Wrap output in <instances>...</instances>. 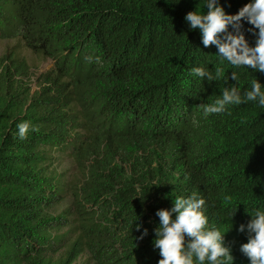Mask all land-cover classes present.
Listing matches in <instances>:
<instances>
[{"label": "trees", "instance_id": "trees-1", "mask_svg": "<svg viewBox=\"0 0 264 264\" xmlns=\"http://www.w3.org/2000/svg\"><path fill=\"white\" fill-rule=\"evenodd\" d=\"M204 3L0 0V40H19L53 64L46 86L31 94L19 86L26 64L14 55L0 60V264H73L83 253L93 264H158L155 213L192 193L205 200L207 227L224 234L231 264H249L240 251L247 232L237 229L264 210V107L249 101L205 117L199 105L225 86L243 95L251 80L264 84V73L232 66L215 46H203L184 16L205 12ZM220 3L235 14L249 0ZM250 28L242 21L254 46ZM194 67L223 74L209 83ZM24 121L38 131L21 140L16 126ZM149 149L162 156L159 169L127 180L111 168L107 178L119 182L112 195L102 157L112 162ZM53 152L86 169L81 190H71V206L57 216L49 212L66 196L49 168ZM97 161L99 170L88 168ZM63 228L68 238L59 235Z\"/></svg>", "mask_w": 264, "mask_h": 264}, {"label": "clouds", "instance_id": "clouds-1", "mask_svg": "<svg viewBox=\"0 0 264 264\" xmlns=\"http://www.w3.org/2000/svg\"><path fill=\"white\" fill-rule=\"evenodd\" d=\"M204 7L205 12L193 10L184 16L190 29L199 30L203 46H215L218 55L232 66H246L264 73V0H249L235 14L226 13L220 0H205ZM242 21L252 25L249 31L256 37L254 46L249 45L240 31ZM86 60L92 62L93 57H86ZM95 62L101 63L100 58L96 57ZM191 72L209 83L219 80L223 74L220 68L216 69L215 75L203 67H194ZM231 78L238 81L235 72ZM249 101L264 107V84L258 79L251 80L243 95L238 87L225 86L219 98L199 106L203 116L207 117L224 112L229 105ZM193 123H196L195 119ZM16 127V136L21 140L30 131H38L27 121ZM204 205L205 200L192 193L175 198L171 208L157 209L155 215L159 223L153 230V247L159 250L158 264H231L233 257L231 249L224 243V234L219 229L207 227ZM250 216L251 219L237 229L248 235L247 242L240 245V251L248 258L249 264H264V210L257 209ZM136 228L139 230L141 225L137 224ZM147 234L148 230L144 229L140 238Z\"/></svg>", "mask_w": 264, "mask_h": 264}, {"label": "rangeland", "instance_id": "rangeland-1", "mask_svg": "<svg viewBox=\"0 0 264 264\" xmlns=\"http://www.w3.org/2000/svg\"><path fill=\"white\" fill-rule=\"evenodd\" d=\"M7 55H14L15 58L22 60L27 67V76L19 86L23 89H27L30 93L39 92L42 87L46 86L47 76L52 72V61L45 58L39 53H33L27 49L22 42L16 39L0 40V60H2ZM154 149H149L146 152H134L128 151L122 158L117 157L114 161L110 158L105 159L102 157V162L100 165L103 166L104 171L101 177H105L109 186L111 187V193L117 191L119 187V182L115 178H107L111 174V168H114L118 173H123L124 179L131 180L134 173L141 174L149 170L159 169L158 162H161L162 156L160 154L153 153ZM152 164L151 167H148ZM88 168L94 167V169H100L99 161L96 163H89ZM134 167L135 171H132ZM49 168L53 173L59 176L60 182L64 186V196L65 199L52 210H50V215L57 216L62 214L66 209L71 206V190L76 187L81 190L82 184L86 179V169H84L77 161L73 158H68L64 154L53 152L50 155ZM123 171V172H122ZM146 185L153 187V183L149 178H146ZM59 235L64 238H68L70 235L67 228L60 229L58 231ZM63 250H60L54 257H60L63 254ZM73 264H93L89 259L87 253L80 255Z\"/></svg>", "mask_w": 264, "mask_h": 264}]
</instances>
